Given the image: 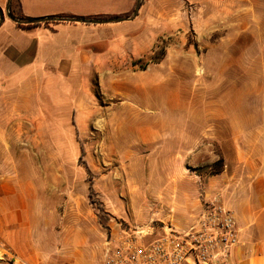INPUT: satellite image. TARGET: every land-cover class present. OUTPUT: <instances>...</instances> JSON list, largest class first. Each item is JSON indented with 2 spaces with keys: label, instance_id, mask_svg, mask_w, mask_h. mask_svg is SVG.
<instances>
[{
  "label": "rangeland",
  "instance_id": "374dc122",
  "mask_svg": "<svg viewBox=\"0 0 264 264\" xmlns=\"http://www.w3.org/2000/svg\"><path fill=\"white\" fill-rule=\"evenodd\" d=\"M36 2L43 16L63 9L120 16L131 0ZM126 23L90 83L72 95L59 85L36 97L34 111L47 124L34 125L27 144L50 206L69 226L80 219L92 264L103 263L105 242L120 226L185 227L200 197L216 194L209 181L264 144L255 139L264 130L255 124L264 119V0H143ZM240 264L264 258L248 254Z\"/></svg>",
  "mask_w": 264,
  "mask_h": 264
},
{
  "label": "crops",
  "instance_id": "0c3cea01",
  "mask_svg": "<svg viewBox=\"0 0 264 264\" xmlns=\"http://www.w3.org/2000/svg\"><path fill=\"white\" fill-rule=\"evenodd\" d=\"M137 1L131 0L120 16L90 9H63L43 16L34 10L36 0H11L10 10L20 18L109 19L130 13ZM8 5L9 0H0L4 14ZM6 19L10 20L6 17L0 23V264H92L85 254L90 248L82 239L80 219L78 228L66 224L56 205L50 206L48 188L34 177L27 160L34 125L47 124L44 115L34 111L33 103L42 91L50 94L59 85H67L72 95L76 88L90 83L94 63L113 49L115 41L124 39L128 21L95 25L51 20L21 28ZM107 25L112 27H96ZM103 31L99 38L77 39ZM72 101L69 96L70 111ZM255 124L264 126V119ZM255 139L264 143L263 129H258ZM262 147L247 162L214 176L207 186L222 195L224 205L236 217L239 244L234 262L238 264L248 254L264 258V144ZM196 210H200L199 203ZM255 233L260 239L257 244L253 243Z\"/></svg>",
  "mask_w": 264,
  "mask_h": 264
},
{
  "label": "built area",
  "instance_id": "2783aa9c",
  "mask_svg": "<svg viewBox=\"0 0 264 264\" xmlns=\"http://www.w3.org/2000/svg\"><path fill=\"white\" fill-rule=\"evenodd\" d=\"M199 201V212L185 227L151 220L112 231L102 264H235L234 250L239 244L235 215L220 193L202 195Z\"/></svg>",
  "mask_w": 264,
  "mask_h": 264
},
{
  "label": "water",
  "instance_id": "95a60500",
  "mask_svg": "<svg viewBox=\"0 0 264 264\" xmlns=\"http://www.w3.org/2000/svg\"><path fill=\"white\" fill-rule=\"evenodd\" d=\"M10 4L11 0H9V5L6 9V13L0 9V23H2L5 18H9L11 21L21 24V25H34V24H39V23H44L48 22L51 20H58V21H65V22H77V23H85V24H117L125 21H131L133 20L136 16H138V13L142 7L143 0H138L135 10L133 12V15L130 17H114V18H109V19H91V18H84V17H79V18H20L12 14L10 10Z\"/></svg>",
  "mask_w": 264,
  "mask_h": 264
},
{
  "label": "trees",
  "instance_id": "16d2710c",
  "mask_svg": "<svg viewBox=\"0 0 264 264\" xmlns=\"http://www.w3.org/2000/svg\"><path fill=\"white\" fill-rule=\"evenodd\" d=\"M12 14L15 15L14 11L12 10ZM19 27L21 28H31V27H35V26H39L40 24H34V25H21V24H17ZM73 125L76 126V121L75 119L73 120ZM84 154V152L82 153V155ZM90 171V170H88ZM94 195V190L92 188V186L90 187V196Z\"/></svg>",
  "mask_w": 264,
  "mask_h": 264
},
{
  "label": "bare ground",
  "instance_id": "6f19581e",
  "mask_svg": "<svg viewBox=\"0 0 264 264\" xmlns=\"http://www.w3.org/2000/svg\"><path fill=\"white\" fill-rule=\"evenodd\" d=\"M132 132V131H131ZM141 134V133H140ZM131 135V134H130Z\"/></svg>",
  "mask_w": 264,
  "mask_h": 264
}]
</instances>
